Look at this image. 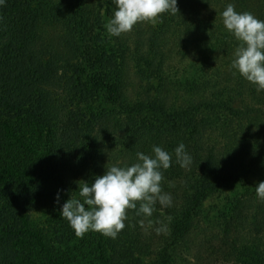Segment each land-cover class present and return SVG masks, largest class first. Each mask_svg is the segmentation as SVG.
<instances>
[{
	"label": "trees",
	"instance_id": "1",
	"mask_svg": "<svg viewBox=\"0 0 264 264\" xmlns=\"http://www.w3.org/2000/svg\"><path fill=\"white\" fill-rule=\"evenodd\" d=\"M82 1L6 0L0 6V264H20L26 259L28 255L20 258L15 247L19 228L49 201L47 182L39 174L47 165L45 161L37 164L38 158L46 156L48 169H55L64 182L76 185L80 176L88 181L91 147L81 139L77 143L81 128H76L66 110L80 98L90 97L93 88L108 94L113 107L106 111L103 124L121 132L112 141L122 152L148 155L157 145L172 153L184 143L192 156L187 168L175 163L173 156L172 166L162 170L166 179L162 190L173 192L172 205L164 207L181 222L160 234L156 232L159 224H154L141 239L137 231L142 230L141 221L149 218L129 210L133 228H124L115 239L100 234L105 264H125L122 259L129 246L133 252H156L158 258L152 264H177L174 252L183 244L186 247L197 231L201 238L191 264H264V200L257 197L254 186L245 188L226 214L219 209L211 215L205 208L225 185L216 182L217 176L222 175L227 184L244 179L238 168L231 167L244 165L248 143L235 132L219 147L206 145V124H199L197 116L226 114L242 122L264 106V91L258 92L235 69L230 68L236 71L233 79L221 77L227 66L221 63L233 57L239 45L228 31L216 38L211 31L212 9L222 0H178L179 11L166 13V26L163 23L160 31L152 32L146 51L140 45L130 49L123 40L126 50L106 49L93 75L87 73L85 55L100 34L95 33L90 17L95 13H88ZM109 3L115 5L113 0ZM184 30L189 36L174 50ZM221 52L224 55L219 57ZM129 68L139 76L144 94L131 93ZM32 125L40 130L28 131ZM70 125L76 128L73 135L67 133ZM78 149L82 153L76 158ZM174 182L181 188L179 204L176 190L168 187ZM160 206L156 203L155 217ZM33 233L38 245L46 248L41 234Z\"/></svg>",
	"mask_w": 264,
	"mask_h": 264
},
{
	"label": "rangeland",
	"instance_id": "2",
	"mask_svg": "<svg viewBox=\"0 0 264 264\" xmlns=\"http://www.w3.org/2000/svg\"><path fill=\"white\" fill-rule=\"evenodd\" d=\"M82 2L86 6L88 13H95L90 17H92L95 33L100 34V37L97 36L94 38L97 44H92L93 46L90 49H87L88 53L85 55L84 64L87 66V73H89V75H93L97 72L96 64H101V54L106 49L113 48L116 52L122 51V48L125 49L124 46H122L123 40H126L130 45V49L131 47L132 49H135L136 45H140L141 50L148 49L147 42L149 36L157 29L160 31L161 26L166 20L164 18L166 13H164L154 22L146 21L136 24L130 32L123 33L119 37L110 36L105 25L113 17L114 11L116 10L115 5H110L109 0H83ZM229 3L234 4L235 9L238 12H251L261 20L264 18V0H222L218 4L220 6L218 8L214 7L211 13V31L215 32L213 34L215 38L219 36V33L222 34L227 31L223 25L221 13ZM198 21L199 20H197L196 23ZM221 25H223V28H217V26ZM182 32L179 40L180 44L173 45L174 50L182 47L184 45V39L186 40L189 36L185 33L188 32V30ZM88 44L90 43H87V45ZM128 51L130 53L133 52V50ZM127 55L130 56L129 53ZM221 55L224 54L221 52L219 57ZM219 57L216 58L217 64L221 62ZM227 58V60H223L221 63V65H227L225 68H222L223 73L221 72V77H223L224 81H228L227 79H233L235 77L234 73L236 72L231 71L230 69L232 68L231 64L234 56L231 57V55H229ZM126 60V62H129L130 57H126ZM129 63L133 64L132 62ZM138 78L139 76L134 72V69L129 68L128 80L132 81L130 91L133 95L138 93L144 94L143 90L140 88V80H138ZM84 97L80 98L79 103H76L71 108L67 109L66 113L71 116L74 125L77 126L76 128H81L77 132V135L80 136L77 143L81 139L91 147V151L88 155L89 164L86 162V173L89 175L88 182L91 183L97 175H103L105 173L106 167L116 164L120 166L130 165L137 162V157L134 156L132 152H122L120 146L112 141L115 134L121 133L117 130V127L114 128L112 124H110V126L103 124L106 122V111L113 107L108 101L107 92L102 89L93 88L91 96ZM236 105H239V103H236ZM203 118H206V121L203 122ZM138 119H140V116H138ZM197 119L199 120V124H201V122L206 124V134L209 135L206 142V145L208 146L216 145L219 147L220 145L225 144V137L235 132L238 133V136H236L240 141L244 140L245 143H248V152L244 156L248 159H245L246 162L244 165L241 163L239 165L240 167H231L233 168L231 170H236L238 168L241 174H243L244 179L242 181H233L231 184H227L223 181L221 175L225 172L219 173L218 175L221 176H217L216 182L225 185L222 186L221 193L210 197L205 204L206 210L210 212L211 215H213L214 212H218L219 209L226 214L227 212H230L231 208H233L245 188H248L249 186L255 187L260 181H264V106H262L261 109L254 111L250 117L243 119L242 122L232 120L228 118L226 114H221L219 116L202 115L200 117L197 116ZM32 126L33 127L26 129L32 132L31 129L38 128L36 125ZM73 128L74 127L71 125L68 126L67 133L70 134L71 132L73 135L75 133L74 131H76L74 130L76 128ZM243 130L245 133H243ZM41 132L43 131L41 130ZM244 134L248 135L244 136ZM39 141H42V138H39ZM81 153V149H78L76 158L80 156ZM148 155L153 154L150 152ZM46 160V156L44 158H38L37 164L45 161V164L48 166ZM236 162L238 163L240 161ZM43 166L45 169L39 172V174L43 180L47 182L46 197L49 201L45 203L44 206L40 207V209L32 212V217L28 224H25V220H23V224H21L19 228L15 247L20 252V258H24L28 255L25 257L26 259L20 262V264H105L104 259L101 256L99 245L100 233L89 231L83 238L77 237L68 221L60 217L61 205L70 198L71 192L73 195L78 194V184L75 185L69 180L64 182V179L58 177V173L55 169H48L44 164ZM72 168L74 169V167ZM163 177L165 179V176ZM79 179L86 181L83 176H80ZM63 183H66L65 186H63ZM172 186L174 187L173 189L176 190V195L178 196H176V201L179 204L181 188L177 183L174 185H172V183L168 184L170 189H172ZM162 188L166 187L162 186ZM58 190L61 191L59 204L55 202ZM48 192L51 195H48ZM172 193L173 192H167V194L170 195H173ZM154 207H156V204ZM160 207L156 208L157 217H155L156 214L154 212L151 217H148L149 221L143 219V223L140 225L142 230L137 231V234L140 235L141 239H144L148 235V232L154 224H159L160 227L163 226L166 229H170L171 224L181 222L180 218H176L171 215V213L167 212L164 206ZM129 212L130 211L128 210V218L124 221L125 229L128 230L131 226L132 228L134 226L130 221L132 215ZM143 216L144 215H141L142 218ZM157 221L160 223H157ZM125 229L121 231H124ZM30 230H32V233H30ZM33 232L41 234L46 248H41L38 245L35 237L36 235H33ZM200 238L201 235L197 231L194 235L190 236L186 247L183 244L177 248L174 252L175 256H178L177 264H191L190 262L193 258V254H195L196 246L199 243ZM126 252L124 256L126 259H122L125 264H129V259L134 264H152L158 258L156 252H133L130 246L129 250ZM131 253L133 255L130 257ZM110 256L111 249L107 254L108 258H110ZM29 257H31V260L28 259ZM109 264H111V262H109ZM112 264L117 263L114 262Z\"/></svg>",
	"mask_w": 264,
	"mask_h": 264
},
{
	"label": "clouds",
	"instance_id": "3",
	"mask_svg": "<svg viewBox=\"0 0 264 264\" xmlns=\"http://www.w3.org/2000/svg\"><path fill=\"white\" fill-rule=\"evenodd\" d=\"M6 0H0L3 6ZM116 5L113 17L105 27L110 36L119 37L130 32L140 22H154L164 13L175 15L178 0H113ZM223 25L239 42L231 67L244 79L264 91V20L251 12H238L234 4H227L221 13ZM235 74V73H234ZM153 155L137 152V162L106 167L103 175H97L91 183L78 181V194L67 199L60 207V217L66 219L77 237L83 238L89 231L115 239L125 228L127 211L151 217L155 204L171 206L172 197L162 191L163 171L175 163L187 168L192 156L180 143L172 153L154 145ZM256 195L264 200V181L255 186ZM61 191L56 194L60 203ZM139 202V207H137ZM143 222L141 221V224ZM165 227L156 228L157 234Z\"/></svg>",
	"mask_w": 264,
	"mask_h": 264
}]
</instances>
